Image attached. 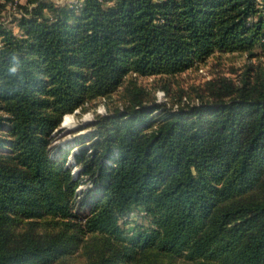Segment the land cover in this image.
<instances>
[{
  "label": "trees",
  "instance_id": "trees-1",
  "mask_svg": "<svg viewBox=\"0 0 264 264\" xmlns=\"http://www.w3.org/2000/svg\"><path fill=\"white\" fill-rule=\"evenodd\" d=\"M27 1L17 33L0 23V264H48L82 233L93 253L80 264H173L156 252L264 264V0ZM214 51L260 59L176 108L147 100L136 81ZM121 85L122 107L49 153L64 115ZM133 207L150 225L128 234ZM44 220L58 227L37 232Z\"/></svg>",
  "mask_w": 264,
  "mask_h": 264
},
{
  "label": "rangeland",
  "instance_id": "rangeland-1",
  "mask_svg": "<svg viewBox=\"0 0 264 264\" xmlns=\"http://www.w3.org/2000/svg\"><path fill=\"white\" fill-rule=\"evenodd\" d=\"M4 2L3 8L0 10V23L10 27L13 32L17 33L16 19L21 15H26L24 6L30 9L35 5V1L28 2L27 0H1ZM54 4H68L80 0H49ZM253 51L259 53V49ZM260 59L256 55H247L245 52L239 51H214L202 61L196 62L189 68L170 75H138L136 81L141 85L146 92V99L165 103L167 107L176 108L179 104L194 103L198 101L197 93L202 91L205 82L211 78L218 76H227L236 80L240 72L249 62L256 63ZM122 88L119 86L108 96L100 97L95 100V104L83 112L74 110L70 112L67 119L60 120L50 133L48 150L52 154L57 150V146L71 145V140L74 135L85 132L91 128V121L95 114H103L115 107H122ZM203 92V91H202ZM67 115V114H66ZM61 122L63 124H61ZM77 146H74L70 151H75ZM66 164L69 166L70 173L78 174L77 164L73 163L70 156H67ZM87 176L82 177V180L77 187V192L80 193L86 186H89ZM81 190V191H80ZM78 197V196H77ZM76 197V198H77ZM75 207V206H74ZM81 208L78 213H82ZM50 220H44L35 228L37 232L56 229L58 226L51 227ZM136 225L145 227L150 225L149 218L145 215L141 208L133 207L127 214L125 228L129 234ZM115 245L127 243L124 240H112ZM93 253L92 238L89 233H82L77 246L69 253L59 256L54 261L48 264H80L87 260L89 255ZM156 257L163 262L169 261L173 264L188 263L181 255H164L156 252Z\"/></svg>",
  "mask_w": 264,
  "mask_h": 264
},
{
  "label": "clouds",
  "instance_id": "clouds-1",
  "mask_svg": "<svg viewBox=\"0 0 264 264\" xmlns=\"http://www.w3.org/2000/svg\"><path fill=\"white\" fill-rule=\"evenodd\" d=\"M11 60H12V63H11V66L9 67V72L11 74H16L19 70L20 61L15 55L12 56Z\"/></svg>",
  "mask_w": 264,
  "mask_h": 264
},
{
  "label": "water",
  "instance_id": "water-1",
  "mask_svg": "<svg viewBox=\"0 0 264 264\" xmlns=\"http://www.w3.org/2000/svg\"><path fill=\"white\" fill-rule=\"evenodd\" d=\"M61 124H63V123L61 122Z\"/></svg>",
  "mask_w": 264,
  "mask_h": 264
}]
</instances>
